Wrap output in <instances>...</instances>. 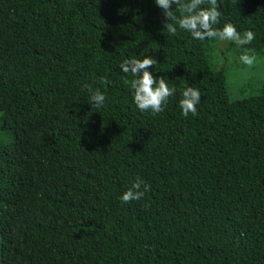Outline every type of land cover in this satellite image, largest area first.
Instances as JSON below:
<instances>
[{
	"label": "trees",
	"instance_id": "16d2710c",
	"mask_svg": "<svg viewBox=\"0 0 264 264\" xmlns=\"http://www.w3.org/2000/svg\"><path fill=\"white\" fill-rule=\"evenodd\" d=\"M218 4L216 27L253 31L239 52L262 55L264 0ZM165 22L154 0H0V233L17 251L0 264H264V87L232 99L219 39ZM146 57L177 89L156 116L120 69ZM137 177L150 191L122 203Z\"/></svg>",
	"mask_w": 264,
	"mask_h": 264
},
{
	"label": "clouds",
	"instance_id": "9594fccd",
	"mask_svg": "<svg viewBox=\"0 0 264 264\" xmlns=\"http://www.w3.org/2000/svg\"><path fill=\"white\" fill-rule=\"evenodd\" d=\"M154 2L162 9L166 21L164 29L171 36L177 35L178 27L180 30L189 32L193 39L200 41L219 39L243 47L250 45L255 39L253 31L248 30L241 34L232 23H226L222 29L216 27L221 18L218 0H154ZM205 4H208L209 7L202 8V5ZM176 12L180 13L179 17H177ZM239 60L244 65L252 67L257 57L251 49L245 47ZM157 64L158 61L155 58L146 57L143 60L128 59L120 65L122 72L130 73L135 77L130 82V88L137 109L142 113L150 112L153 116L164 111L169 98L173 97L177 91L174 86L168 85L164 77L155 78L148 71L150 67ZM100 83H110V81L106 77H101ZM125 83L128 84L129 82L126 80ZM84 88L90 93L92 109H99L105 105L106 97L99 89L94 90L89 84H85ZM200 101L201 93L198 89L191 86L185 87L182 90V99L179 101L181 115L185 118L189 114L193 117L197 116V105ZM150 189V184H146L137 177L132 188L122 195L121 201L122 203H130L140 200Z\"/></svg>",
	"mask_w": 264,
	"mask_h": 264
},
{
	"label": "rangeland",
	"instance_id": "374dc122",
	"mask_svg": "<svg viewBox=\"0 0 264 264\" xmlns=\"http://www.w3.org/2000/svg\"><path fill=\"white\" fill-rule=\"evenodd\" d=\"M243 52H239V46L233 42L218 41L212 45V62L228 70V85L232 99H240L249 94L252 90L264 87V53L256 55L257 60L252 67H248L240 62L239 57ZM6 141H13V136L5 137ZM14 240L13 231L0 233V263L1 253L4 246L10 249L12 256L16 257L15 245H5V241Z\"/></svg>",
	"mask_w": 264,
	"mask_h": 264
}]
</instances>
